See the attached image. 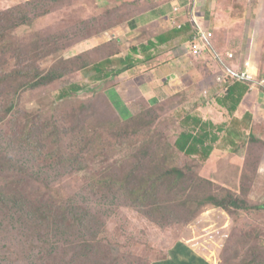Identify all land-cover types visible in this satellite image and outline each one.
<instances>
[{"label": "rangeland", "instance_id": "1", "mask_svg": "<svg viewBox=\"0 0 264 264\" xmlns=\"http://www.w3.org/2000/svg\"><path fill=\"white\" fill-rule=\"evenodd\" d=\"M27 1L31 0H0V264H157L176 242L187 241L189 226L194 227L196 240L201 243L214 238L211 245H215L202 252L209 259L220 264H256L259 241L263 240L260 234L264 237L263 158L252 156L248 169L243 174L240 171L244 193L262 207H250V211L241 214L232 212L230 217L216 214L214 208H207L202 214L200 197L186 198L184 194L188 193L181 186L166 179L161 182L157 175L166 171L163 164L171 161L180 136L194 130L193 119L203 121L201 115L208 119L206 124L231 122L220 115V108L206 106V97L191 103L178 96L138 115L136 103H127L132 117L125 120L119 115L126 122L123 123L112 120L109 106L98 100L102 94L70 95L72 88H95L102 80L94 67L75 73L78 66L87 65L84 59L72 60L75 47L92 43L103 50V42H108L104 35L130 23L138 5L134 3L131 11L107 5L101 7L103 11L107 9L106 13H90L92 3L85 0ZM209 1L212 4L213 0ZM83 3L89 9L77 8ZM192 4L197 8V1L192 0L188 4L189 15ZM184 9L186 5H179V11ZM262 14L255 13V23L261 21ZM189 19L195 26L199 24L190 16ZM248 20H244V25ZM183 26L184 23L177 28ZM257 30L259 33L261 23ZM224 35L219 32L218 37ZM134 37L146 39L147 33L128 35ZM115 40L111 38L106 51L123 58V43L117 45ZM247 40L251 54L254 44ZM190 41L182 45L186 42L187 54L211 75L206 84L216 79L225 96L233 85L243 84L228 78L238 69L224 62V54H219L221 61L208 52L195 57ZM94 48L88 45L86 50L93 54L90 61L103 65L104 52L96 53ZM236 53L229 52L228 60L230 54L236 58ZM254 63L259 72H264V60H244L245 68ZM111 67L114 66L108 69ZM114 70L120 67L115 66ZM38 75L59 80L36 91L21 84L19 76H29L28 83L34 85L42 81L36 79ZM224 77L228 78L227 83L220 84ZM201 106L206 107L199 109ZM85 108L94 109V115L82 111ZM130 124L138 127L135 135ZM220 126H215L216 130ZM260 134L264 137V130ZM249 135L246 134L245 142ZM204 151L196 157H184L186 160L174 169L185 173L188 184L201 183L199 187H204ZM260 153L258 148L253 154ZM220 155L222 159L229 157ZM242 159L247 156L244 154ZM261 162L262 171L256 173ZM17 192L22 197H17ZM213 193L214 189L210 194ZM64 211L66 220H62ZM215 222L219 226H213ZM226 226L230 228L229 240L224 239L223 232L221 236L217 232ZM178 227H182L180 234L172 236ZM116 248L120 252H114Z\"/></svg>", "mask_w": 264, "mask_h": 264}, {"label": "crops", "instance_id": "2", "mask_svg": "<svg viewBox=\"0 0 264 264\" xmlns=\"http://www.w3.org/2000/svg\"><path fill=\"white\" fill-rule=\"evenodd\" d=\"M191 1L94 0V3L91 2L93 10L90 13H94V11L106 13L107 9L103 11L101 7L107 5L110 7L118 5L123 9L129 8L130 11L133 9L134 3L138 5L136 16L130 19V23H125L124 27H119L114 32L104 35L106 42H111V38H116L117 45L123 43L121 52L123 58L116 57L115 53L105 52L101 62H106L107 66L120 67V70H114V67H111L108 72L116 74L126 71L125 77L116 76L114 83H111L110 89L107 91V97L125 120L132 117L128 111L127 103H136L135 107L140 111L142 108L158 107L168 101L176 100L178 96L186 97L191 103L194 99L206 97L209 102L206 106L220 108V115L224 114V117L231 119L230 123L221 121L220 124H217L212 121L211 124L221 125L220 128H223L224 131L229 130V132L233 125L242 127L243 134L239 141L245 142L246 134L250 133V139L255 136L257 140L264 142V137L260 134V130H264V88L248 86L249 93L241 98L237 110L231 112L233 105L227 100L229 94L225 96L224 93H221L222 88L217 84L216 79H211V83L206 84V79L211 75L207 74L202 65L187 54L189 50L185 45L195 35V25L189 19V16L193 19L195 8V21L202 28L208 29L206 31L214 33L213 44L215 41L216 52L220 55L224 54V62L233 67L232 69H238L237 73L245 70L244 60L246 58L254 60L255 57L257 60H264V0H213L212 4L209 0H196L197 8L192 4L189 15L188 4H191ZM179 5H186V9L181 10L180 13L176 12L175 9L179 8ZM77 8L89 9L84 3ZM261 12H263L261 21L255 23V13L260 14ZM247 18L249 19L247 25H244V20L246 21ZM182 23L184 26L179 30L177 25ZM260 23L261 30L258 33L257 27ZM142 32L147 33L146 39L128 38L129 34L135 36ZM219 32L225 33V35L219 38ZM125 38L128 40L127 43L122 41ZM247 39H250L254 44L251 54L249 50L251 45L246 43ZM184 41L186 42L182 45ZM108 42H103L101 47L104 50L107 49L105 46ZM242 42H245L244 46H242ZM87 44L95 47L94 50L98 48L92 43ZM139 45L141 48H137ZM229 52L236 53V61L228 60ZM113 56L116 58L111 59ZM124 61L125 64L122 65L121 63ZM197 69L204 74V77ZM258 69L260 70L259 67ZM250 71L256 74L257 65L255 63ZM97 75L99 76V74ZM259 76H262L261 78L264 80V72H259ZM122 78H126L127 82L131 84V94L127 99L126 97L122 99L118 91L119 85L123 84ZM201 83L202 85H200ZM204 107L201 106L199 109H204ZM123 109H126L127 112H122ZM199 117L205 123L208 121L201 115ZM219 145L223 150L229 149L221 141ZM206 165L208 166V162Z\"/></svg>", "mask_w": 264, "mask_h": 264}, {"label": "trees", "instance_id": "3", "mask_svg": "<svg viewBox=\"0 0 264 264\" xmlns=\"http://www.w3.org/2000/svg\"><path fill=\"white\" fill-rule=\"evenodd\" d=\"M31 1L36 2L37 0H31ZM31 1H27V2L32 3ZM85 1H87L85 3H88V1L94 3V0H85ZM191 42H193L192 38L190 43H188L189 46L191 45ZM75 48H76V54L71 53V55H74L72 60L80 61L81 59H84L87 62V65L81 64L80 66H78V68L75 69V73L89 67H94L96 73L102 77V80L99 82L98 85L95 86V88L94 87L88 88L86 90H81L79 88H72L70 95L73 94L77 97V95L83 93L86 95H92L94 97L95 95L102 94L103 97L98 100H103L104 101L103 103H106L109 106L113 117L112 120H114L115 122L126 123L121 119L114 105L107 97V91L109 90L108 88H110L111 83H114V79L116 78V76L125 77L126 71H121L114 74L111 73L110 71L108 72L109 69L107 68L108 66L106 62H104L103 65L95 64L91 62L90 57H93V54L91 50L86 51L88 49V45H85V43H83V46L81 48L77 46ZM98 51L107 53L106 50L104 49L101 50V48H97L95 50L96 53ZM111 54L114 53L111 51ZM47 64L48 63H46V65ZM52 66L53 65H51L48 68L49 71L51 70ZM258 71L259 69L257 68V72L255 76V78H257L256 82L263 83L264 80L261 78L262 76H259ZM19 78L21 79V84L26 88H30L31 91H36L42 87L47 86L49 83H53L59 80L54 78L42 79V77L38 75L36 79L42 81L37 82L34 85H30L32 83H28L30 82L28 81L30 79L29 76H19ZM121 82H123V84L119 85L118 91L122 99L123 97H126L127 99L128 96H130L131 94V84L127 82L126 78H122ZM1 83L2 81H0V84ZM248 86H249L248 83H243V84H235L230 88L227 100L233 105V107L231 108V112H235L237 110L241 98H243L244 95L249 93L250 86L249 87ZM162 105L163 104L159 105L158 107H161ZM12 109H13V104L9 109V111H12ZM143 110L144 111L153 110V107L151 108L148 107L147 109L140 110L138 112V115L139 114L141 115ZM82 111L86 113L90 112L91 115H94L95 113L94 109H90V108H85ZM193 120H194L193 121L194 130L187 131V133H184L180 136L179 141L176 144V148L174 149V152L170 157L171 161L165 162L163 164L166 171L163 174H157L159 176L158 179L161 180V182H163L166 179L171 181L173 185L181 186V188H183L188 193V196L184 194V196L188 199L189 198L195 199L200 197L201 205L203 207L202 210L200 211L202 214L205 213L207 208H214V210H216L215 212H217L216 214L230 217L232 212L241 214L240 212L250 211L251 210L250 207H262V206H257L254 203V200L251 199L249 195H246L244 193L246 192V187L242 184L243 180L242 177L240 178V171L243 174L245 169L246 170L248 169V165L250 163V159L252 158V156L253 157L257 156L258 158L260 157L264 159V142H260L259 140L256 139L255 136L249 139V141L245 143L243 141H239L243 134L242 127L233 125V128L230 130L231 132H229V130L224 131V129L220 127L218 130H216V127L213 126L212 124H206L199 119H193ZM130 127L132 129H135V133H134L135 135L138 132L136 130L138 127L134 128L132 124H130ZM109 139L110 141H112L111 137H109ZM220 141L225 147L229 149L228 150L221 149L219 145ZM258 148L261 149V153L258 155H254L253 153L257 151ZM202 149H205L203 153L205 155V158H207L206 162H208V166L205 164L204 171H202V175H201V179H202L201 181L202 183H204V187H199L201 183L197 185L188 184L187 178L185 179L186 181L184 180V178L186 177L185 173L181 170H179L180 172L176 173L174 169H176L180 165V162L182 160H186L184 157L192 158L202 154ZM215 153L216 155L214 156ZM220 154H229V157L222 159V155ZM244 154L247 156L246 160L242 159V156ZM230 161H232L233 164H231ZM259 165L262 167V162L257 165L256 173L262 171L259 169ZM22 174L23 176H25L24 172H22ZM213 184L216 185V187H214ZM9 188L14 189L15 187L9 186ZM200 188L203 189L202 192H199ZM186 189L190 192V196H189V192ZM212 189L215 190V193L210 194ZM2 192L4 193V189H2ZM16 196L22 197L18 192L16 193ZM64 213L62 215L63 216L62 220L63 219L66 220L67 218V213L65 211ZM198 221H201V219ZM230 221L233 222L232 220ZM78 223L79 224L81 223L80 219H78ZM213 226H219V222H215ZM227 226L217 230V232H219L218 236H221V232H223L224 239L229 240L231 234H230V228ZM195 228L199 229V227H195ZM181 229L182 227H178V229L173 230L172 236H176L177 234H180ZM193 230H194L193 226L187 227V234H188L187 241L179 240L178 242H176L169 249L167 256L161 261L157 262V264H220L218 263L217 260H211L207 256H204L202 254L204 250L207 251L206 248H210V246L215 245V244L211 245V243H213L214 238H212L211 241L207 239L205 240L204 243H201L199 240H196L197 236L194 235L196 234V232H194ZM260 237L263 240L259 241L260 242L259 245L261 246V249L259 250V258L255 257L256 264H263L260 261H264V237L262 236V234H260ZM114 252L118 253L120 252V250L116 248Z\"/></svg>", "mask_w": 264, "mask_h": 264}, {"label": "built area", "instance_id": "4", "mask_svg": "<svg viewBox=\"0 0 264 264\" xmlns=\"http://www.w3.org/2000/svg\"><path fill=\"white\" fill-rule=\"evenodd\" d=\"M175 11L180 12L179 8H176ZM193 19H194V13H193ZM195 28H196V31H195V35L193 38L192 46L190 45L192 55L195 57H201L205 52H208L209 54L216 56L218 61H221L219 54L216 52L213 46L214 34L207 32L199 24H196ZM234 59H235L234 55L230 54L229 60L232 61ZM251 68L253 67H250V64H247L245 70L242 73L231 72L230 73L231 75L228 78H232L234 82L236 83H248V84L256 85L259 87H263L264 82L257 83L256 81H254V74L251 73L250 71ZM227 79H225L224 77L223 79L219 80V83L226 84Z\"/></svg>", "mask_w": 264, "mask_h": 264}]
</instances>
